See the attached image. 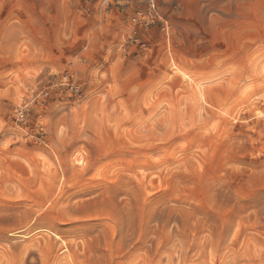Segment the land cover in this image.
Segmentation results:
<instances>
[{"label": "rangeland", "instance_id": "1", "mask_svg": "<svg viewBox=\"0 0 264 264\" xmlns=\"http://www.w3.org/2000/svg\"><path fill=\"white\" fill-rule=\"evenodd\" d=\"M153 1L0 0V264H264V0Z\"/></svg>", "mask_w": 264, "mask_h": 264}, {"label": "built area", "instance_id": "2", "mask_svg": "<svg viewBox=\"0 0 264 264\" xmlns=\"http://www.w3.org/2000/svg\"><path fill=\"white\" fill-rule=\"evenodd\" d=\"M147 5H148L147 13L144 14V16H143L146 19L144 21L145 24L148 23L147 21H152L157 15V13L155 11L154 1L153 0H147Z\"/></svg>", "mask_w": 264, "mask_h": 264}, {"label": "bare ground", "instance_id": "3", "mask_svg": "<svg viewBox=\"0 0 264 264\" xmlns=\"http://www.w3.org/2000/svg\"><path fill=\"white\" fill-rule=\"evenodd\" d=\"M186 78H188V76ZM235 239H237V234H235ZM25 262H26V260H23V263H25Z\"/></svg>", "mask_w": 264, "mask_h": 264}]
</instances>
